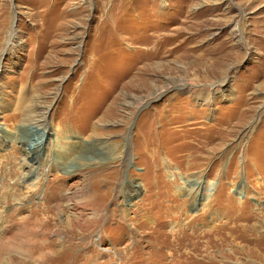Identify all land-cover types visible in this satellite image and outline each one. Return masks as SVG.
<instances>
[{"label":"rangeland","instance_id":"374dc122","mask_svg":"<svg viewBox=\"0 0 264 264\" xmlns=\"http://www.w3.org/2000/svg\"><path fill=\"white\" fill-rule=\"evenodd\" d=\"M5 188L0 264H264V0H0Z\"/></svg>","mask_w":264,"mask_h":264},{"label":"bare ground","instance_id":"6f19581e","mask_svg":"<svg viewBox=\"0 0 264 264\" xmlns=\"http://www.w3.org/2000/svg\"><path fill=\"white\" fill-rule=\"evenodd\" d=\"M42 137H44V134H43V136ZM41 142H42V138H41ZM41 142H38L37 144H36V146H35V148H34V151L32 152V157L34 158V155H36L35 156V159L37 160V159H39L40 158V156H41V153H42V145H41ZM52 156V155H51ZM52 159L54 160V158L52 157ZM56 160V159H55ZM54 160V161H55ZM36 181V179H31L30 181H29V183H27V184H29V185H32L33 186V184H34V182ZM37 184H39V186L42 184V182H40L39 183V181L37 182ZM39 186L37 187L38 189L37 190H39ZM12 190V189H11ZM10 190V191H11ZM46 193V192H45ZM2 194H3V198L1 199V201H3V200H6V198H11V200H13V199H15L16 200V197L17 196H15V195H20V192H17V191H12V192H8V189H4V191L2 192ZM2 203L4 204V201L3 202H0V207H2ZM4 211L2 210L0 213L2 214ZM71 231V230H70ZM69 231V232H70ZM69 234V233H68ZM184 240V242L186 241V239L184 238L183 239ZM192 240H193V238H192ZM8 243V242H7ZM28 243H31L30 242V240L26 243V244H28ZM34 247H36L37 246V244L36 243H31ZM193 244L195 245L194 247H196L197 248V244H199V243H197V244H195V241H193ZM6 245V244H5ZM7 248V247H6ZM6 248H3L2 247V249H6ZM200 251V250H199ZM48 255H50L49 253H48Z\"/></svg>","mask_w":264,"mask_h":264}]
</instances>
